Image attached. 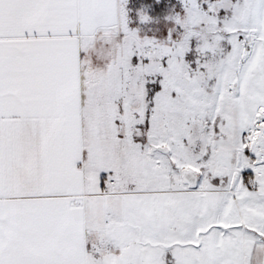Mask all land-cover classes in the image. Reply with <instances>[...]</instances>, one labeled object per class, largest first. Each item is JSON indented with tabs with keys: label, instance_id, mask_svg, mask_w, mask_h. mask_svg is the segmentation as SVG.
Masks as SVG:
<instances>
[{
	"label": "snow or ice",
	"instance_id": "snow-or-ice-1",
	"mask_svg": "<svg viewBox=\"0 0 264 264\" xmlns=\"http://www.w3.org/2000/svg\"><path fill=\"white\" fill-rule=\"evenodd\" d=\"M0 264H264V0H0Z\"/></svg>",
	"mask_w": 264,
	"mask_h": 264
}]
</instances>
